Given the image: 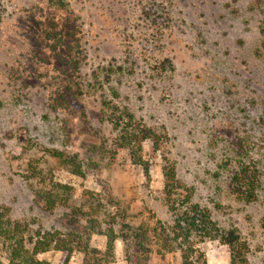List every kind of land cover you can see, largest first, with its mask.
<instances>
[{
	"label": "rangeland",
	"instance_id": "rangeland-1",
	"mask_svg": "<svg viewBox=\"0 0 264 264\" xmlns=\"http://www.w3.org/2000/svg\"><path fill=\"white\" fill-rule=\"evenodd\" d=\"M263 17L264 0H0V264L3 225L26 237L86 226L99 264H135L129 228L171 231L162 155L144 143L148 176L126 152L113 155L111 102L163 137L178 191L246 243L245 264H264ZM231 131L252 144L256 200L226 189ZM192 245L201 263L231 262L218 240ZM141 250L144 264H181L180 251L155 241ZM37 258L58 264L61 253ZM69 264H85L80 249Z\"/></svg>",
	"mask_w": 264,
	"mask_h": 264
},
{
	"label": "trees",
	"instance_id": "trees-1",
	"mask_svg": "<svg viewBox=\"0 0 264 264\" xmlns=\"http://www.w3.org/2000/svg\"><path fill=\"white\" fill-rule=\"evenodd\" d=\"M260 36L261 49L264 53V17ZM53 49L56 50L57 47L53 46ZM164 66L165 63L162 65V71H165ZM74 70L79 72L80 68L75 66ZM106 110L108 120L117 132L113 141L114 156L119 152H126L132 163L141 166L148 176L149 166L142 155L144 143L148 142L150 152L154 156L162 155L164 203L172 219L171 231L163 234L152 229L153 234H150L147 230L139 232L140 229L129 228L130 232L126 240L131 241L134 250L132 254L130 253L131 261L135 264L145 263L148 253H144L141 248L144 242L151 240L161 244L167 253L180 251L181 264H204L201 263V256L196 255V249L192 245V239L198 237L201 242L218 240L225 245L230 253V264H245L246 243L241 242L233 233L223 231L213 219L209 209L194 204L190 200V195L184 196L178 191L181 190L182 185L177 178L173 163L163 150V137L154 130L144 127L129 110L121 108L114 102L107 105ZM225 140L230 149V156L221 163L220 169L225 177L226 189L237 198L247 201L256 200L261 189V178L258 170L252 168V144L236 131L228 132ZM54 157L65 164L74 175L82 176L81 167L77 166L72 158H64L62 154ZM45 200L49 205L54 203L49 194L45 196ZM2 229L7 236V264H50L37 258L39 254L50 251L61 253L58 264H69L76 249H80L83 253L85 264H99L100 259L97 256L100 252L89 247L90 235L87 236L86 226H78L76 232L38 231L32 237L24 236L19 224L6 227L3 225ZM115 239L112 233L108 234L106 253L109 255H113Z\"/></svg>",
	"mask_w": 264,
	"mask_h": 264
}]
</instances>
